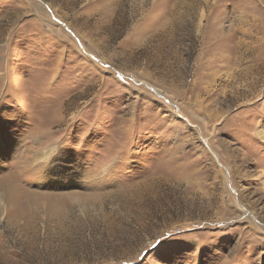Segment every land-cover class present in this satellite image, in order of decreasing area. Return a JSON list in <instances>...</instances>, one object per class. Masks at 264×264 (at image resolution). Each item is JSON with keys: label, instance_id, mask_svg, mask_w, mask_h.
Here are the masks:
<instances>
[{"label": "rangeland", "instance_id": "374dc122", "mask_svg": "<svg viewBox=\"0 0 264 264\" xmlns=\"http://www.w3.org/2000/svg\"><path fill=\"white\" fill-rule=\"evenodd\" d=\"M0 264H264V0H0Z\"/></svg>", "mask_w": 264, "mask_h": 264}, {"label": "bare ground", "instance_id": "6f19581e", "mask_svg": "<svg viewBox=\"0 0 264 264\" xmlns=\"http://www.w3.org/2000/svg\"><path fill=\"white\" fill-rule=\"evenodd\" d=\"M229 70H230L229 68L226 69V71H225L226 72L225 73L226 75L229 74V72H230ZM41 155H44V153H42Z\"/></svg>", "mask_w": 264, "mask_h": 264}]
</instances>
